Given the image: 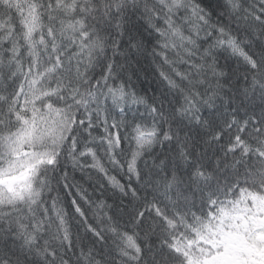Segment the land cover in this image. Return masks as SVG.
Instances as JSON below:
<instances>
[{
  "label": "snow or ice",
  "instance_id": "obj_1",
  "mask_svg": "<svg viewBox=\"0 0 264 264\" xmlns=\"http://www.w3.org/2000/svg\"><path fill=\"white\" fill-rule=\"evenodd\" d=\"M0 264H264V0H0Z\"/></svg>",
  "mask_w": 264,
  "mask_h": 264
}]
</instances>
